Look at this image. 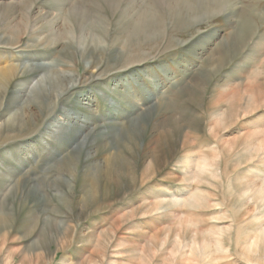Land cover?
<instances>
[{
    "label": "rangeland",
    "instance_id": "rangeland-1",
    "mask_svg": "<svg viewBox=\"0 0 264 264\" xmlns=\"http://www.w3.org/2000/svg\"><path fill=\"white\" fill-rule=\"evenodd\" d=\"M29 22L45 45L23 31ZM79 42L101 59L85 73L67 49ZM40 63L80 75L48 118L24 100L43 72L0 94V264H264V0H0V74ZM208 74L205 116L185 130L201 111L182 94ZM45 97L36 103L54 102ZM150 109L176 120L186 143L144 179L153 165L143 147L162 131ZM135 132V187L103 199L104 159ZM207 162L215 172L200 170Z\"/></svg>",
    "mask_w": 264,
    "mask_h": 264
},
{
    "label": "bare ground",
    "instance_id": "bare-ground-1",
    "mask_svg": "<svg viewBox=\"0 0 264 264\" xmlns=\"http://www.w3.org/2000/svg\"><path fill=\"white\" fill-rule=\"evenodd\" d=\"M149 21H150V19H149ZM31 22H29V24H27L24 27L23 31L26 32L29 28L30 30L28 31V35H29L28 37L33 38L34 42H41V44L45 45L47 40L50 37L47 38V37H41V35H37V31L33 30L32 25H30ZM153 23H155V22H153ZM29 25H30V27H29ZM139 25H141V24H138V26ZM147 26H148V24H147ZM143 27H145V26H143ZM152 31H153V29H152ZM51 36H52V34H51ZM68 37L70 38L71 35L69 34ZM2 41L5 43L9 42L8 39L2 40ZM93 42H94V52H95V50L98 46L97 45V39H93ZM69 46L70 47L67 49H72V50L78 51V61L81 62V64L83 65L82 66L83 67V70H82L83 73H85V71H87L88 68L93 63L96 62L95 64H97V65L101 63V59L90 57V54L86 55L87 52L84 51L83 47L80 45V42L77 43L75 46H73V45H69ZM63 47H62V51L64 50L63 52H65V49ZM99 51H102V50H99ZM115 55H117V54H114V53L110 54L111 57H116ZM62 60H64V59H62ZM222 61H223V59H222ZM52 66H51V64H41V63L38 65L31 64L30 66L23 65L20 68L19 67L15 68V66H14L12 69H9L8 71L0 74V94L6 90L8 84L11 83L14 79L18 80V82L16 83V87L18 88L16 92H18L20 90L19 84H22V83L31 84L29 82L30 80H29L28 76H33L38 71H41L44 74L41 79L35 81V83H34L32 81L35 79L34 78L35 76H33L31 78L32 84L34 83L33 86L31 87V89L29 88L30 87L29 85L25 86V88L28 89L27 90L28 93H27V95L24 96V100L28 101V105L26 106V108L29 109V111L33 112V110H38L37 111L38 117H42L44 115H46L47 118L50 117L52 114L51 113L52 109L56 106L58 99H61L65 93H67L70 89H72L73 84L76 82L77 78L80 75L79 74L78 76H75V75L66 73V72L61 71V70L58 71L57 69L53 68ZM202 75H205V74H202ZM210 82H212V79H211L210 74H208L207 77H205L203 79V82H201L200 84H198L197 82L195 83V81L193 82L194 85H193L192 92L190 90L188 92H185L186 95L182 94L192 104L193 107L195 106L196 108L199 109V111H201L200 115L195 116L196 115L195 114V115H191V116L188 115L187 116V118H189L188 122H186V120H187V118H186L185 124L182 125L185 130H186V128H188V130H193V131L199 130L201 117L205 116V111L203 112V110H202L203 95L205 93L206 85H208ZM203 87L205 89L203 91V94L200 95L199 91ZM60 88H62L61 93H60V95L56 96V93L60 90ZM29 89H30V91H29ZM43 96H46L45 98H47V99H50L53 97L54 102L48 103L44 107H43L42 103L37 104L36 99L38 97H43ZM38 100H39V98H38ZM204 104H205V102H204ZM32 107H34V109H32ZM40 108H42V109L39 110ZM150 110L153 114H155L154 119L157 120V123L161 121L160 124L158 123L159 124L158 128H160V130H162V131L159 132L156 136H154L152 138H149L152 135V134H149L148 139H147V144H146V146L143 147L144 151L148 150V157L151 159V165H153V168L151 169V171L149 170L148 175L144 176V179H147L150 176L153 177L158 172H160L162 170V168H161L162 164H166L167 162H169V160H170L169 158L171 157L172 153L174 151L178 150L179 148L184 147L185 143H186L185 135H184L185 131L183 129H180V127H179L180 124L176 120H166L165 121L161 117H160L161 118V120H160V119L156 118V115L159 116L158 110L157 109H150ZM229 110H232V108H230ZM60 112H63V111L60 109ZM67 114L65 115V117L67 116ZM149 116L152 117L150 113H149ZM21 118H22V116H21ZM224 118L227 120H230V117L228 115L224 116ZM224 118L217 123L218 126H222L221 123H224ZM35 119H36V117H34V116L33 117L30 116V117L26 118L24 121H23V119L13 121L12 118H10L7 122V124H8L7 129H9V132H11L12 131L11 129H14V128L18 129V130H16V132L20 131L26 127H29L31 125V123H33L35 121ZM53 121H55V118L53 119ZM58 123L59 124H65L66 120L64 119L63 121H59ZM23 126H26V127H23ZM96 133L95 132L91 133V135L96 136L95 139H97V140L102 139V138H106L108 135L107 132H104L101 130H96ZM140 136H141V134L138 132H135L134 134H128V135L125 134V138H127L128 140H127V142H122V144L124 143L123 149H121L119 152L112 153L110 155V157L108 156L104 159L103 174H104L106 182L103 184L104 187L101 190V193L103 192V194L100 193L101 196L103 197V199L111 198L115 194L119 195L122 193L125 194L126 192L130 193V190H132L135 187L134 182L137 180V178H135V175H134L135 173H134V170H132V167H131L132 172L130 171L129 167L131 166V163L128 161L127 155H129L130 153H133L136 150V148L138 147V140H139ZM129 144H130V146H129ZM124 151L126 153H123ZM74 165H75L74 162L71 163L69 161V163L67 164L66 173L71 172L73 169H75ZM204 168L205 169L206 168H212L215 172V165L212 163H208V162L203 163L202 166L200 167V170L204 169ZM115 172H119V173H115ZM208 173L214 175V173H212V172H208ZM25 178L26 177L20 176L19 179L25 180ZM2 179L3 180L6 179L7 181L11 180L9 177H2ZM53 183L54 182L51 181L50 183H46V185H42L41 187L40 186L39 187L41 188V190H45V189L50 190L53 187L52 186ZM11 188L9 190H11ZM24 189L28 190L29 188L28 189L24 188ZM13 193H15L14 190L11 191L10 193H8L7 196L3 198V201H2L3 205L5 204V206H8V205H11L12 203H14V201L17 199V196L13 195ZM95 194H97V191H85V197L86 198L91 197V199L93 201V204L91 206L97 204V202H98V201H95V199H96ZM243 195H245V191L243 192ZM193 203H198V200H194ZM6 212H7V214H5L4 211L0 212V222L6 219L8 213H9L8 210ZM55 231H57V227H56ZM52 232H50V234ZM53 238H54V236L52 235L51 239H53ZM259 239H257V240H259ZM255 243H256V241H255ZM217 247H218V249H221L223 247V242L221 240L217 242Z\"/></svg>",
    "mask_w": 264,
    "mask_h": 264
}]
</instances>
